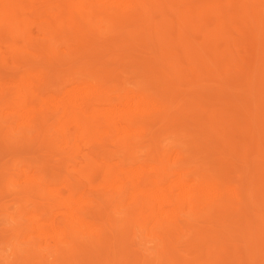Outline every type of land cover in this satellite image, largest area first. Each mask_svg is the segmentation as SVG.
Wrapping results in <instances>:
<instances>
[{
  "label": "rangeland",
  "instance_id": "374dc122",
  "mask_svg": "<svg viewBox=\"0 0 264 264\" xmlns=\"http://www.w3.org/2000/svg\"><path fill=\"white\" fill-rule=\"evenodd\" d=\"M46 1L39 4L43 11L48 10L50 20L34 17L30 10H27L28 14L25 11H16V14L12 6L0 0V99L3 97L0 100L3 101L0 105V143L2 138L4 142L8 140L15 151L0 148V264H264V0H176L177 3L175 0H144L150 9L146 20L125 10L121 22L115 26H108L102 15L83 1L74 2L80 5L76 7L78 12L75 6V10H70L72 6L69 10L64 6L65 11L71 12L63 13L61 18L55 8L62 0L56 4L49 3V6V0ZM1 5L5 6H2L4 9ZM75 14L77 18H74ZM32 18L34 20L31 21ZM73 39L81 45L71 44ZM176 51L179 53L175 55ZM35 64H42L44 68L46 64L55 84H60V87H57V94L47 92L44 102L31 106L29 91L19 82ZM86 78L93 84L81 85L85 84ZM92 79L109 82L112 88L106 97L113 100L126 93L127 89L129 95L136 91L139 94L140 89L153 94L168 110L166 129L162 130V123H158L147 132L134 128L126 135L118 134L110 142L98 137L95 145H87L83 140L82 125L77 120L68 121L66 118V105L68 93L79 86H82L81 91H86L95 85ZM7 96L16 97L18 102L9 105L7 101L6 104ZM103 106L98 109L93 105L90 111H103ZM34 107L38 109L34 110ZM25 109L29 113H50L55 119L50 132L39 134L28 127L24 123ZM64 121L76 126L71 125L74 138L71 147L66 144L62 132L61 123ZM11 122L16 123L15 128H5ZM23 128L29 134L25 142L19 132ZM148 151H152L150 156ZM181 152L190 155L196 167L221 178L234 189L238 197L234 208L220 210L218 206L208 204L202 207L205 209H200L202 212L198 213L204 214L200 216L185 208L182 236L173 235V240L169 241L159 238L154 221L147 223L144 219L137 223L134 220L129 200L121 201L122 204L126 202L123 206L106 202L107 207L103 208L101 215L113 221L116 227L111 230V235L108 234L106 242L102 240L104 244H94L89 242V238L86 241L84 236L82 240L86 243L80 242L82 247L79 243L75 246L69 244L67 237L60 232L44 236L39 231L38 226L42 228L48 223L54 226L56 219L69 221V210L62 203L68 196L67 183L78 189V197L91 196L105 201L119 194L101 176L107 167L105 155L113 157L107 164H114L119 161L116 155L131 154L135 157L132 163L135 167L150 160L152 155L162 158L168 155L166 168L179 173L177 159ZM129 165L132 166L131 162L126 163L128 168ZM39 169L56 180L52 178L53 182L45 181L46 184L26 178V170H30L33 176ZM61 172H68V175L65 173L66 178ZM32 189H37V193L28 192ZM146 200L150 198L146 197Z\"/></svg>",
  "mask_w": 264,
  "mask_h": 264
},
{
  "label": "bare ground",
  "instance_id": "6f19581e",
  "mask_svg": "<svg viewBox=\"0 0 264 264\" xmlns=\"http://www.w3.org/2000/svg\"><path fill=\"white\" fill-rule=\"evenodd\" d=\"M42 0H1V2L4 4H8L10 6L13 7V11H21L27 13V10H30L31 14L34 17H39V18H48L50 13H48L46 10L43 11L41 5L39 4V2ZM46 1V0H45ZM48 1V0H47ZM46 1V2H47ZM58 0H49L48 1V6L49 3L50 4H56ZM85 2L87 4V6H90L94 12L98 11L97 13H100L102 15V17L104 18L103 21L107 22V25L109 26H115V24L121 22V19L123 18V13L125 10L129 11L130 13L133 12L132 14L137 15V17H141L144 20L147 19V14L148 12H150L149 8L147 7L146 4H144V0H67V2H64V0L59 1V7L56 8L58 10L59 16L60 18L62 17L63 13L66 12H71V11H65V8H68V10L70 9L69 6H72L73 8L70 10H75L76 7L80 6L75 5L76 3L74 2ZM146 1V0H145ZM150 1V0H149ZM159 1V0H158ZM176 1V0H175ZM196 1V0H195ZM205 1V0H204ZM211 1V0H210ZM213 1V0H212ZM62 2V3H61ZM162 2V1H160ZM168 2V1H167ZM174 2V0H173ZM179 2V1H178ZM187 4L188 1H186ZM208 2V1H206ZM226 2V1H225ZM177 3V1H176ZM182 3V2H179ZM193 3V2H192ZM232 3V1H231ZM84 4V3H83ZM165 4V3H164ZM174 5V4H173ZM192 5V4H191ZM3 5H1L2 7ZM75 6V9H74ZM153 6V5H152ZM161 6V4H160ZM166 6V5H165ZM190 6V5H189ZM193 6V5H192ZM5 7V6H3ZM2 7V9H4ZM55 7V6H54ZM77 7V8H78ZM158 7V6H157ZM164 7V6H163ZM50 8V7H49ZM154 8V7H153ZM165 8V7H164ZM47 9V7H46ZM158 9V8H157ZM10 10V9H9ZM52 10V9H51ZM77 10V9H76ZM152 10V9H151ZM12 11V10H11ZM92 11V10H91ZM153 11V10H152ZM57 12L54 10V13ZM78 12V10H77ZM76 12V13H77ZM52 13V12H51ZM2 14V13H1ZM4 14V13H3ZM14 14V13H12ZM17 14V13H16ZM14 14V15H16ZM22 14V13H21ZM28 14V13H27ZM49 14V15H47ZM57 14V13H56ZM55 14V15H56ZM78 14H81L78 13ZM83 14V12H82ZM25 15V14H24ZM23 15V16H24ZM77 15V14H75ZM87 15V14H86ZM90 15V14H89ZM132 18H134L131 14H129ZM22 16V15H21ZM58 16V17H59ZM69 16V15H68ZM74 16V15H72ZM84 16V15H83ZM82 16V17H83ZM2 17V16H1ZM6 17V16H4ZM27 17V16H26ZM57 17V18H58ZM66 17V16H65ZM77 16H75L74 18H77ZM80 17V16H79ZM88 17V16H86ZM247 17V16H246ZM10 18V17H9ZM31 18V17H30ZM29 18V19H30ZM56 18V19H57ZM140 18V19H141ZM5 19V18H4ZM15 19V18H14ZM38 19V18H37ZM64 19V17L62 18ZM73 19V18H72ZM83 21V18H80ZM86 19V18H85ZM95 19V18H94ZM98 19V18H97ZM184 19V18H183ZM187 19V18H186ZM3 20V18L1 19ZM23 20V19H22ZM34 20L33 18L31 19V21ZM43 19H41L42 21ZM48 20H50L48 18ZM47 20V21H48ZM67 20V18H66ZM71 20V19H70ZM131 20V19H130ZM166 20V19H164ZM230 20V19H229ZM247 20V19H245ZM258 20V19H257ZM5 21V20H4ZM36 21V18H35ZM76 21V20H75ZM128 21V20H127ZM136 21V20H135ZM152 21V20H151ZM157 21V20H156ZM160 21V20H159ZM168 21V20H167ZM166 21V22H167ZM177 21V20H176ZM227 21V20H226ZM40 22V21H37ZM36 22V23H37ZM44 22V21H43ZM59 22V21H58ZM71 22H73V20H71ZM79 22V21H78ZM77 22V23H78ZM97 22V21H96ZM155 22V21H154ZM158 22V21H157ZM194 22V21H193ZM229 22V21H228ZM18 23V22H17ZM28 23V22H27ZM41 23V22H40ZM48 23V22H47ZM50 23V22H49ZM164 23V21H163ZM184 23V21H183ZM44 24V23H43ZM56 24V23H53ZM82 24V23H81ZM87 24V23H86ZM98 24V23H97ZM103 24V23H102ZM145 24V23H144ZM159 24V23H158ZM177 24V23H176ZM181 24V23H179ZM17 25V24H16ZM58 25V24H57ZM75 25V24H74ZM94 25V24H93ZM104 25V24H103ZM156 25V24H155ZM167 25V24H166ZM170 25V24H169ZM227 25V24H226ZM39 26V25H38ZM45 26V25H44ZM48 26H52L51 28H53L55 25H48ZM71 26V25H70ZM158 26V25H157ZM164 28V24L162 25ZM9 27V26H8ZM20 27V26H19ZM56 27V26H55ZM154 27V26H153ZM196 27V26H195ZM23 28V27H22ZM59 28V27H58ZM125 28V27H124ZM156 28V27H155ZM179 28V27H178ZM226 28V27H225ZM15 29V28H14ZM24 29V28H23ZM40 29V28H39ZM55 29V28H54ZM53 29V30H54ZM68 29V28H67ZM66 29V30H67ZM99 29V28H98ZM109 29V27H108ZM115 29V28H114ZM136 29V28H135ZM147 29V28H146ZM52 30V31H53ZM57 30V29H56ZM78 30V29H77ZM100 30V29H99ZM156 30V29H155ZM161 30V29H160ZM164 30H166L164 28ZM189 30V29H188ZM42 31V30H41ZM47 31V30H46ZM64 31V30H63ZM71 31V30H70ZM79 31V30H78ZM91 31V29H90ZM103 31V30H102ZM105 31V30H104ZM163 31V30H162ZM167 31V30H166ZM174 31V30H173ZM177 31V29L175 30ZM186 31V30H185ZM191 31V30H189ZM50 32V31H49ZM61 32V29H60ZM156 32V31H155ZM160 32V31H159ZM23 33V32H22ZM51 33V32H50ZM48 33V34H50ZM59 32H57L58 34ZM105 33V32H104ZM109 33V32H108ZM107 33V34H108ZM147 33V32H146ZM153 33V32H152ZM161 33V32H160ZM166 33V32H165ZM179 33V32H178ZM190 33V32H189ZM2 34V33H1ZM20 34V33H19ZM75 34V33H74ZM144 34V33H143ZM142 34V35H143ZM173 34V33H172ZM175 34L177 35V33L175 32ZM174 34V35H175ZM52 35V34H50ZM63 35V34H62ZM62 35L60 37H62ZM73 35V34H72ZM76 35V34H75ZM81 35V34H80ZM78 35V36H80ZM96 35V34H95ZM105 35V34H104ZM133 35V34H132ZM159 35V34H157ZM164 35V34H163ZM15 36V35H14ZM13 36V37H14ZM71 36V35H70ZM181 36V35H180ZM158 37V36H157ZM156 37V38H157ZM166 37V36H165ZM173 37V35H172ZM187 37V36H186ZM55 38V37H54ZM57 38V37H56ZM74 38V37H73ZM135 38V37H134ZM137 38V37H136ZM160 38V37H159ZM167 38V37H166ZM72 39V38H71ZM155 39V38H154ZM77 40V38H76ZM177 40V39H175ZM180 40V39H179ZM68 42H70L67 39ZM166 41V40H165ZM174 41V40H173ZM184 41V40H182ZM71 44H74V39L71 41ZM81 42V41H80ZM168 42V40H167ZM178 42V41H177ZM78 43L77 41L75 42V44ZM173 43V42H172ZM182 43V42H181ZM180 43V44H181ZM188 43V42H187ZM31 44V43H30ZM36 44V43H35ZM80 44V43H78ZM76 44V45H78ZM150 44V42H149ZM178 44V43H177ZM179 44V45H180ZM39 45V44H38ZM81 45V44H80ZM161 45V44H160ZM164 45V41L163 44ZM173 45V44H172ZM171 45V46H172ZM175 45V44H174ZM50 46V45H48ZM181 46V45H180ZM183 46V45H182ZM181 46V47H182ZM180 47V48H181ZM194 47V46H193ZM48 48V47H47ZM173 48V47H172ZM171 48V49H172ZM175 48V47H174ZM179 49V47H177ZM204 48V47H203ZM202 48V49H203ZM50 49V48H49ZM71 49V48H70ZM159 49V48H158ZM162 49V48H161ZM165 49V48H164ZM170 49V50H171ZM45 50V49H44ZM168 50V49H167ZM174 50V49H173ZM197 50V49H196ZM159 51V50H158ZM206 51V50H205ZM168 52V51H166ZM173 53V51H171ZM221 52V51H220ZM54 53V52H53ZM161 53H163L161 51ZM179 53L176 51L175 55ZM52 55V54H51ZM163 55V54H162ZM161 56V55H160ZM222 56V55H221ZM224 56V55H223ZM52 57V56H51ZM162 57V56H161ZM53 58V57H52ZM51 58V59H52ZM54 59V58H53ZM175 59V58H174ZM168 61V58L166 59ZM170 60V59H169ZM225 60V59H224ZM46 61V60H44ZM179 62V60H178ZM177 62V63H178ZM166 64V62H164ZM172 63V62H171ZM169 63V64H171ZM168 64V65H169ZM32 65V64H31ZM42 64H35L34 66H32L28 71H26V73H24V76H21L20 78V84L25 85V87H27L29 94H30V102L33 103L31 104V106L36 105L38 103H42L44 102V99L46 96L45 94L47 92H54V94H57L58 90L57 87H60V84L56 83L55 84V80L54 78L51 76V73L48 72V67H46V64L44 65L45 68L41 66ZM168 65H166L168 67ZM48 66V65H47ZM165 66V65H164ZM170 66H173L172 64ZM44 68V69H43ZM171 68V67H170ZM39 69V70H38ZM32 70V71H30ZM82 74V73H81ZM21 75V74H20ZM83 75V74H82ZM82 78V77H81ZM84 78V76H83ZM96 79V78H95ZM95 79H92L93 81ZM78 80V79H77ZM85 80V84H81L84 85L85 87H87V84H90V82H87V80L89 81V79H84ZM76 81V80H73ZM83 81V79H82ZM18 83V82H16ZM82 83V82H81ZM138 83V82H137ZM19 84V85H20ZM93 84V83H91ZM90 84V85H91ZM93 86H89L87 88L86 91H81L80 87L82 88V86H79L80 83L78 82L77 85L79 87H77L76 89H73L72 91H70L68 93V97H69V101L68 104L66 105L67 107V119L68 121L71 120H77L79 122L80 125H82L83 127V137L85 140L84 142H86L87 145L89 144H94L96 143L98 137L100 138H106L108 140V142L112 141L111 139L115 138V136H117L118 134L121 135H126L130 132V129H139L142 130L143 132H147L149 131L150 127L152 125L158 124V123H162V126H160V128L162 127V130H165L167 125H168V121H167V116L166 115V111L167 108L164 105V103H161L160 101H158V99L153 95V94H148L146 92H144L143 90L138 94V91H136L137 93H134L132 96L129 95L127 93V91L129 89H127L126 93H122L119 94L118 97L116 96V98L113 99H109L108 97H106V95H109L110 90L112 88L111 84L109 82H105V81H94ZM18 85V84H17ZM16 85V86H17ZM87 85V86H86ZM4 87V86H3ZM58 87V88H59ZM2 88V87H0ZM84 88V87H83ZM137 87L134 86V89H136ZM146 88V87H145ZM65 89V88H64ZM69 89V88H68ZM72 89V88H71ZM119 89V88H118ZM17 90V89H16ZM22 90V89H21ZM60 90V89H59ZM2 91V89H1ZM5 91V90H4ZM9 91V90H8ZM20 91V90H18ZM67 91V90H66ZM65 91V92H66ZM134 91V90H132ZM123 92V91H122ZM1 93V92H0ZM133 93V92H132ZM18 94V93H17ZM53 94V95H54ZM61 94V93H59ZM65 95V94H64ZM96 95L95 98L86 100V98L91 97ZM113 95V94H112ZM115 95V94H114ZM18 96V95H17ZM51 96V94H50ZM61 96V95H60ZM141 96V97H140ZM5 97V95H4ZM8 97V96H7ZM53 97V96H52ZM3 97H1L2 99ZM49 98V97H48ZM48 98L46 99L48 101ZM65 98V96H64ZM0 99V100H1ZM51 99V97H50ZM19 100V99H18ZM29 100V99H28ZM55 99H53L54 101ZM9 105H13L15 104L17 101L16 97H11L6 100L5 99V103ZM57 101V99H56ZM63 101V100H62ZM3 101L0 102V105L2 104ZM58 102V101H57ZM64 102V101H63ZM27 103V101H26ZM50 103V101H49ZM55 103V102H54ZM66 104V102H64ZM52 106L54 105L53 102L51 103ZM56 104V103H55ZM44 105V104H43ZM48 105V103H47ZM58 108H59V103L57 104ZM97 105L96 108L101 109V107L103 106L105 108H103V111H90V109L92 108V106ZM102 105L100 108L99 106ZM28 106V104H27ZM38 106V105H37ZM41 106V105H40ZM56 106V105H55ZM24 107V106H23ZM30 107V105H29ZM44 107V106H43ZM42 107V108H43ZM46 107V106H45ZM44 107V108H45ZM51 107V106H50ZM57 107V106H56ZM21 108V107H19ZM31 108V107H30ZM29 108V109H30ZM34 107V110L38 109ZM41 108V107H40ZM55 108V107H54ZM23 109V108H22ZM57 109V108H55ZM59 108V112H60ZM26 110V109H25ZM1 111V110H0ZM20 112H22V110H18ZM27 112L23 113L25 114V120L24 123L27 124L28 127L32 128L33 130H35L37 133H44L47 130L49 131V128L51 127V125H53L52 123H54L53 121L55 120L54 117L50 114V113H46L44 112H30L33 114L29 113V110H26ZM47 111V110H46ZM58 111H56L58 113ZM30 115H29V114ZM55 113V112H54ZM57 113H55L56 115H58ZM54 115V114H53ZM165 117V118H164ZM24 119V118H22ZM65 120V119H64ZM26 121V122H25ZM58 121V120H57ZM17 122V121H16ZM22 122V121H21ZM14 124V125H13ZM22 124V123H21ZM57 125V123H56ZM59 125V124H58ZM62 125V132H64V136H65V142L68 146H72V141H73V130H71V125L73 124H69L68 122L64 121L63 123H61ZM161 125V124H160ZM16 123L15 122H11L8 124V126H5V128L7 127V129H11V128H15ZM74 127L75 124L73 125ZM156 129V126H154ZM4 128V130H5ZM60 128V127H59ZM78 128V127H77ZM80 128V127H79ZM19 129V128H18ZM154 129V128H153ZM52 130V129H51ZM77 130V129H76ZM80 130V129H79ZM161 130V129H160ZM150 131H153L152 128ZM1 132V131H0ZM6 132V131H5ZM4 132V133H5ZM20 138L21 140H23V142H25V140H27L29 138V134L26 132V130L23 128L20 131ZM50 132V131H49ZM56 132V131H55ZM80 132V131H79ZM39 133V134H40ZM61 133V132H60ZM78 133V132H77ZM81 133V132H80ZM142 133V132H141ZM1 134V133H0ZM3 134V133H2ZM7 134V133H5ZM56 133H54L55 135ZM75 134V133H74ZM154 134V133H153ZM120 135V137H121ZM152 135V134H151ZM47 136V135H46ZM59 136V134H58ZM119 136V135H118ZM56 137V136H55ZM80 137V136H79ZM117 138V137H116ZM119 138V137H118ZM144 138V137H143ZM1 139V138H0ZM5 139V137H4ZM61 139V138H60ZM76 139V137H75ZM81 139V138H80ZM141 139V138H140ZM146 139V138H145ZM19 140V139H18ZM82 140V141H83ZM101 140V139H100ZM143 140V139H142ZM156 140V139H155ZM154 140V141H155ZM8 140H6V142L3 141L2 138V142L0 143V148L3 150L6 149H12L13 146H10L11 143H7ZM60 141V140H59ZM123 141V140H121ZM128 141V140H127ZM141 141V140H137ZM21 142V141H20ZM43 142V141H42ZM104 142V141H103ZM119 142V141H118ZM158 142V141H156ZM45 143V141H44ZM43 143V144H44ZM50 143V142H49ZM61 143V142H60ZM83 143V142H82ZM99 143V142H98ZM112 143V142H111ZM132 143V142H131ZM142 143V141L140 142ZM147 143V142H146ZM149 143V141H148ZM151 143V142H150ZM21 144V143H20ZM19 144V145H20ZM130 144V143H129ZM154 144V143H153ZM25 145V144H24ZM62 145V144H61ZM66 145V146H67ZM133 145V144H132ZM2 146V147H1ZM27 146V144H26ZM136 146V145H134ZM146 146V145H145ZM149 146V145H148ZM152 146V145H150ZM149 146V147H150ZM157 146V144H156ZM122 147V146H121ZM126 147V146H125ZM155 147V144L154 146ZM14 148V147H13ZM28 148V146H27ZM142 148V147H141ZM144 148V146H143ZM152 148V147H151ZM77 149V148H76ZM146 149V148H145ZM3 150V151H4ZM30 150V147L29 149ZM137 150V149H136ZM142 150V149H141ZM147 150V149H146ZM150 150V149H149ZM13 153L15 152L14 149L11 150ZM64 151V150H63ZM77 151V150H76ZM122 151V149H121ZM125 152V151H124ZM150 151H148L149 153ZM32 153V152H30ZM119 153V151L117 152ZM147 153V152H146ZM152 153V151H151ZM151 153H149L148 156L151 155ZM182 153V152H181ZM178 156L179 158L177 159V162L180 163V171L174 172L173 169L170 168H166V163H168V158H166L167 156H165V158L160 157V155H152L150 160L145 161L144 163H141L142 165H140L139 167H135V165L133 166L132 163L135 161V157L132 156L131 154H126V153H122L120 155H116V158H119V161L112 164L108 162H111V160L113 159V157L111 155H105L103 158L105 160V164H106V168L104 170V172L102 173V177L105 179V181L107 182V184L109 185L110 188L116 189L119 191L118 195L115 196H111L109 198H107L104 201L98 200L96 197H93V199L91 198V196H89L90 198H85L83 196L78 197L79 196V191L78 189H75L74 187H70L67 183V186H65L66 188H68V196H66L62 203L64 206H66V208L69 210V221H63L62 219L56 221L54 220V226L51 225V223L45 224L47 226H43L42 228L41 226L39 228V231L44 234V236H48L51 235L54 232H60L61 235L67 237L68 239V243L71 245H75L77 246L78 243L80 244V242L86 243L85 241H83V237H87V239L89 238L90 241L94 244H100V242H102V240L104 241L105 239H107L108 234H110L111 230H115L116 224L112 223L113 221H109L108 218H104L103 214L101 215V212L103 211V208L105 209V207H107V203L106 202H113L116 203L117 205L121 203V201H126L129 200L130 203L132 204V209L130 211V213L132 215H134V220L137 221H142L145 219V221L148 223L149 221H154L155 224V228L158 231V236L161 240L163 241H169L170 239L173 240V235L175 237L176 234L180 235V232H182L181 230L185 227L184 222L182 221V215H183V210H185V208H190L192 211L197 212L196 215H198L200 212H202L203 206H206L208 204L212 205V206H218L220 210H227V209H232L234 208L233 205H235L236 201L235 199H237V195L234 192V189H232L230 186H227L225 181L222 180L221 178L214 176V175H210L208 172L203 171L202 169L196 167L193 163V159L190 157V155H187L186 153H182ZM136 154V153H135ZM134 154V155H135ZM155 154V153H154ZM1 155V154H0ZM146 156V155H145ZM72 157V156H71ZM114 157V158H115ZM102 158V157H100ZM78 159V158H76ZM146 159V158H145ZM148 159V158H147ZM176 159V158H175ZM174 159V160H175ZM89 160V159H88ZM103 160V161H104ZM32 162V161H31ZM74 162V161H73ZM113 162V161H112ZM127 162H131V167L129 165L126 166ZM143 162V161H142ZM149 162H152L149 163ZM171 162V161H170ZM97 163H99L97 161ZM174 163V162H173ZM32 164V163H31ZM91 164V163H90ZM150 164V165H149ZM175 164V163H174ZM14 164L12 163V166ZM33 165V164H32ZM96 165V164H95ZM94 165V166H95ZM98 165V164H97ZM96 165V166H97ZM147 165V166H146ZM171 165V164H170ZM11 166V167H12ZM34 166V165H33ZM38 166V165H37ZM95 166V168H97ZM138 166V165H137ZM150 166V167H149ZM84 167V166H83ZM99 167V166H98ZM14 168V166H13ZM43 168V167H42ZM91 168V166H90ZM177 168V165H176ZM32 169V168H31ZM37 169V168H36ZM101 169V168H100ZM103 169V168H102ZM19 170V169H18ZM95 170V169H94ZM20 171V170H19ZM29 172H31L30 170H26L24 173H26V178L30 179V180H34L35 182H39V183H43L45 181L50 182L52 181V178L54 180H56L53 176L50 178L48 176L49 173L44 172L42 169H39V171L36 173L37 175H31ZM80 172V171H79ZM17 173H20L17 171ZM62 174L64 172H61ZM60 173V175H62ZM66 174L68 172H65ZM64 173V176L66 178V175ZM88 173V172H87ZM68 175V174H67ZM75 175V174H74ZM89 175V173H88ZM100 175V172L99 174ZM5 176V175H4ZM51 176V175H50ZM96 176V174H95ZM10 177V176H9ZM12 177V175H11ZM56 177V176H55ZM62 177V176H61ZM60 177V179H62ZM70 177V176H69ZM68 177V178H69ZM1 176H0V180H1ZM59 178V176L57 177ZM64 178V177H63ZM72 178V176H71ZM79 179V177H78ZM81 179V177H80ZM100 179V178H99ZM9 180V178H8ZM71 180V179H70ZM76 180V178H75ZM75 180H73V183L75 182ZM103 180V179H102ZM2 181V180H1ZM5 181V180H3ZM85 181V180H84ZM87 181V180H86ZM92 181V180H91ZM28 182V180H27ZM47 182H45L47 184ZM53 182V181H52ZM98 182V180H97ZM104 182V181H103ZM193 182V183H191ZM3 183V182H2ZM71 183V182H70ZM103 184V183H102ZM101 184V185H102ZM106 184V185H107ZM2 185V184H1ZM76 186V185H75ZM81 186V185H80ZM104 187V185H102ZM92 187V186H91ZM107 187V186H105ZM44 189V188H43ZM35 190V191H34ZM32 189V191H28V192H32V193H37V189ZM56 190L57 187H56ZM108 190V188H107ZM55 191V190H54ZM81 191V190H80ZM251 192V191H249ZM253 192V190H252ZM116 193V191L114 192ZM30 194V193H29ZM254 196V195H253ZM136 197V198H134ZM146 197H149L150 200H146ZM248 197V196H247ZM252 197V196H251ZM45 198V197H44ZM36 199V198H35ZM41 199V198H40ZM39 200V198H38ZM37 200V201H38ZM238 200V199H237ZM257 200V198H256ZM49 201V200H48ZM60 201V200H59ZM259 201V199L257 200ZM128 202V201H126ZM124 202V203H126ZM110 203V204H111ZM123 203V204H124ZM235 203V204H234ZM109 204V203H108ZM122 204V203H121ZM122 204V206H123ZM259 204V203H258ZM53 206V205H52ZM61 206V204H60ZM111 206V205H109ZM114 206V205H112ZM126 207V206H125ZM248 207V205L246 206ZM256 207V205H255ZM44 208V207H43ZM202 208V210H200ZM212 208V207H211ZM120 209V208H119ZM250 209V208H249ZM109 210V209H107ZM111 210V209H110ZM235 210V209H234ZM233 210V211H234ZM251 210V209H250ZM47 211V209H46ZM97 211V212H95ZM112 211V210H111ZM187 211V210H185ZM184 211V212H185ZM189 211V210H188ZM50 212V211H49ZM109 212V211H108ZM191 212V211H190ZM199 212V213H198ZM221 213V211H219ZM257 212L258 211V207H257ZM48 212H46L47 214ZM119 213V212H118ZM209 213V212H208ZM211 213V212H210ZM213 213V212H212ZM253 213V212H252ZM49 214V213H48ZM47 214V215H48ZM67 214V213H66ZM124 214V212H123ZM202 215H204L203 213H201ZM199 214V216L201 215ZM50 215V214H49ZM117 215V214H116ZM189 215V214H188ZM209 216V215H208ZM203 217V216H202ZM221 217V216H220ZM48 218V217H47ZM186 218V217H185ZM192 218V217H191ZM204 218V217H203ZM253 218V217H252ZM127 219V218H126ZM213 219V218H212ZM47 220V219H46ZM113 220V219H112ZM201 220V219H199ZM203 220V219H202ZM201 220V221H202ZM254 220V218H253ZM130 221V220H129ZM126 221V222H129ZM257 220L253 221L254 223ZM118 222V221H117ZM120 222V221H119ZM143 222V221H142ZM150 222V224H152ZM248 222V221H247ZM199 223V222H198ZM222 223V222H220ZM217 222V224H220ZM49 224L51 226H49ZM154 224V223H153ZM224 224V223H222ZM133 226V225H132ZM153 226V225H152ZM255 226V225H254ZM253 227V226H252ZM257 227V226H256ZM135 224L133 226V229L135 231ZM150 228V227H149ZM193 228V227H192ZM196 228V227H195ZM250 228V227H248ZM200 229V228H199ZM254 229V227H253ZM252 229V230H253ZM264 229V228H263ZM218 230V229H217ZM216 230V231H217ZM224 230V228H223ZM156 231V232H157ZM194 232V231H193ZM260 233V232H259ZM194 234V233H193ZM192 234V235H193ZM111 235V234H110ZM133 235V234H132ZM196 235V234H194ZM226 235V234H225ZM245 235V233H244ZM256 235V234H255ZM254 235V236H255ZM56 236V234H55ZM157 236V237H158ZM182 236V235H180ZM233 236V235H232ZM253 236V235H252ZM260 236V235H259ZM31 237V236H30ZM62 237V236H61ZM84 237V238H85ZM115 237V236H114ZM140 237V236H139ZM197 237V236H196ZM220 237V236H219ZM227 237V236H226ZM247 237V236H245ZM182 238V237H181ZM180 238V239H181ZM184 238V237H183ZM213 238V237H210ZM54 239V238H53ZM60 239V238H59ZM247 239V238H244ZM192 240V239H190ZM197 240V239H196ZM214 240V239H213ZM212 240V241H213ZM224 240V238H223ZM226 240V239H225ZM63 241V240H62ZM188 241V240H187ZM211 241V240H210ZM229 241V240H228ZM106 242V241H104ZM110 242V241H109ZM222 242V241H221ZM227 242V241H226ZM234 242V241H233ZM232 242V243H233ZM242 242V241H241ZM103 243V242H102ZM202 243V242H201ZM209 243V242H208ZM207 243V244H208ZM215 243V242H214ZM231 243V241H230ZM82 244V246H83ZM104 244V243H103ZM112 244V243H111ZM92 245V244H90ZM168 245V244H167ZM172 245V244H171ZM203 245V244H202ZM211 245V244H210ZM217 245V244H215ZM232 245V244H231ZM74 246V247H75ZM81 246V244H80ZM81 246V247H82ZM214 246V244H213ZM222 246V243H221ZM218 248V247H217ZM224 249V248H223ZM239 248H237L238 250ZM106 250V249H105ZM226 250V249H225ZM236 250V249H235ZM65 252V251H64ZM214 252V251H213ZM241 252V251H240ZM57 253V252H56ZM232 253V252H231ZM235 255V254H233ZM238 255V254H237ZM240 255V254H239ZM216 256V255H215ZM226 257V256H225ZM228 258V257H227ZM214 259V258H213ZM207 260V259H206ZM81 261V260H80ZM208 262V261H207ZM211 262V260H210ZM229 262V261H228ZM227 262V263H228ZM212 263V262H211ZM230 263V262H229Z\"/></svg>",
  "mask_w": 264,
  "mask_h": 264
}]
</instances>
